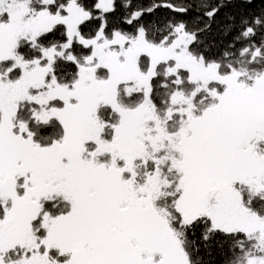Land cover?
Segmentation results:
<instances>
[{"label": "snow or ice", "instance_id": "snow-or-ice-1", "mask_svg": "<svg viewBox=\"0 0 264 264\" xmlns=\"http://www.w3.org/2000/svg\"><path fill=\"white\" fill-rule=\"evenodd\" d=\"M0 264H264V0H0Z\"/></svg>", "mask_w": 264, "mask_h": 264}]
</instances>
